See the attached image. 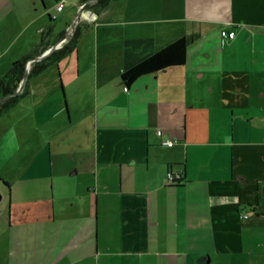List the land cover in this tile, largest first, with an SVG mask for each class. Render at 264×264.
I'll return each mask as SVG.
<instances>
[{
    "label": "crops",
    "instance_id": "1",
    "mask_svg": "<svg viewBox=\"0 0 264 264\" xmlns=\"http://www.w3.org/2000/svg\"><path fill=\"white\" fill-rule=\"evenodd\" d=\"M86 1L0 0V77L77 25L83 61L0 115V264H264V0ZM180 37L125 85L128 39Z\"/></svg>",
    "mask_w": 264,
    "mask_h": 264
},
{
    "label": "trees",
    "instance_id": "2",
    "mask_svg": "<svg viewBox=\"0 0 264 264\" xmlns=\"http://www.w3.org/2000/svg\"><path fill=\"white\" fill-rule=\"evenodd\" d=\"M86 1V0H85ZM109 0H98L97 5L104 6ZM50 22L54 18L49 16ZM52 27L49 29L51 30ZM82 31L79 25L71 38L59 48L53 49L47 56L30 63L28 79L22 91H18L26 72L27 63L36 58L38 49L16 59L7 72L0 77V115L15 106L29 92V81L46 71L51 65L58 64L68 54L77 50ZM191 38L180 37L164 46L158 47L153 38L128 39L125 42V64L121 78L125 85L130 86L139 77L157 71L180 66L186 62L187 49ZM183 177L174 178V185H180ZM0 184L9 186L0 173Z\"/></svg>",
    "mask_w": 264,
    "mask_h": 264
},
{
    "label": "rangeland",
    "instance_id": "3",
    "mask_svg": "<svg viewBox=\"0 0 264 264\" xmlns=\"http://www.w3.org/2000/svg\"><path fill=\"white\" fill-rule=\"evenodd\" d=\"M47 20H48V18H47ZM71 22H72V19L70 20L69 23H71ZM60 23H61V19H59V20L57 19V24H60ZM83 47H84V43H83ZM79 60L80 59L76 55H74V57H68V59L66 58L65 60L62 61L63 63L59 65V71L61 74L63 85L65 87L64 88L65 91H66V83L64 80V75H67L69 73L71 74L73 72L76 76L77 70H78V67L80 64H81V67L83 68V61H81V60L79 61ZM78 63H79V65H78ZM85 76H86V74L82 70L79 80L85 81L86 80ZM56 78L58 80V68H57V66H54V67H50V69L48 71H46L45 73H43V74L39 75L38 77H36L35 79H33L32 83L36 84L40 87H45L48 84L50 79L56 80ZM66 95H67V93H66Z\"/></svg>",
    "mask_w": 264,
    "mask_h": 264
},
{
    "label": "water",
    "instance_id": "4",
    "mask_svg": "<svg viewBox=\"0 0 264 264\" xmlns=\"http://www.w3.org/2000/svg\"><path fill=\"white\" fill-rule=\"evenodd\" d=\"M95 1H97V0H88V1H86V2L84 3V5L82 6V8L80 9V13H81L82 11H84L85 9L88 10V7H89L93 2H95ZM80 13L78 14V16H77L76 19H78V18L80 17ZM69 33H71V32H70V29H68V31H67V35H68ZM67 35H66V36H67ZM66 36H64V37H66ZM63 42H64V40L62 39V40L59 41L58 43H56V44L52 45L51 47H49V49H48L45 53H43L41 56H38V57L34 58L33 60H40V59L44 58L45 56H47V55L49 54V52H50L51 50L56 49V48H59V47L62 45ZM30 62H31V61H28V63H27V72H26V74H25V76H24L22 82L20 83V86H19V88H18V91H20V90L25 86V83H26V81H27V79H28L29 64H30ZM2 198H3V192L0 191V202H1Z\"/></svg>",
    "mask_w": 264,
    "mask_h": 264
},
{
    "label": "built area",
    "instance_id": "5",
    "mask_svg": "<svg viewBox=\"0 0 264 264\" xmlns=\"http://www.w3.org/2000/svg\"><path fill=\"white\" fill-rule=\"evenodd\" d=\"M64 7H65V0H56V9H57V11H61ZM92 16L93 15L91 14V17ZM52 17L55 19L57 17V15L54 14V15H52ZM222 34H223L224 37H231L232 38V37L235 36L236 33H235V31L223 30ZM22 90H23V88H22ZM163 143L165 145H168V146H173V145H175L177 143V141L174 140V139H165ZM168 177H169L170 180H173L175 178V175H174V173L172 171H169L168 172ZM242 217L246 218V217H248V214L244 213L242 215Z\"/></svg>",
    "mask_w": 264,
    "mask_h": 264
},
{
    "label": "bare ground",
    "instance_id": "6",
    "mask_svg": "<svg viewBox=\"0 0 264 264\" xmlns=\"http://www.w3.org/2000/svg\"><path fill=\"white\" fill-rule=\"evenodd\" d=\"M83 15L87 17V16H89V12L86 11V10H84V11H82V16H83Z\"/></svg>",
    "mask_w": 264,
    "mask_h": 264
}]
</instances>
